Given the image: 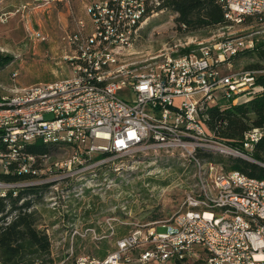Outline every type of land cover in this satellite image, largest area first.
Segmentation results:
<instances>
[{
    "label": "built area",
    "instance_id": "obj_1",
    "mask_svg": "<svg viewBox=\"0 0 264 264\" xmlns=\"http://www.w3.org/2000/svg\"><path fill=\"white\" fill-rule=\"evenodd\" d=\"M33 1L61 2L72 10L71 0ZM80 1L82 14L76 17L70 11L72 26L60 37L61 54L55 59L56 65L68 67L70 75L21 90L11 88V94L0 96V143L4 146L0 172L30 174L23 181L0 179V196L9 191L15 195L18 187L27 185L47 183L50 189L61 181L36 180L45 176L43 170L53 155L21 152L25 143L36 140L70 152L59 163L66 178L106 163V152H180L193 166V182L174 215L175 229L135 230L117 239L103 258L80 255L74 264H126L128 252L136 246H142L141 263L264 264V178L227 171L210 159L219 154L253 158L215 138L206 126L208 106L242 103L260 89L254 84L258 70L223 67L226 56L252 48L253 39L239 36L212 45L187 46L183 53L142 54L134 46L158 0ZM217 1L228 21L264 17V0ZM24 7L0 13V22ZM28 36L39 41L48 38L33 29ZM16 75L14 70L12 76ZM46 113L52 116L47 118ZM262 134L264 127L246 131L243 149L251 151ZM50 200L54 207L56 198Z\"/></svg>",
    "mask_w": 264,
    "mask_h": 264
},
{
    "label": "rangeland",
    "instance_id": "obj_2",
    "mask_svg": "<svg viewBox=\"0 0 264 264\" xmlns=\"http://www.w3.org/2000/svg\"><path fill=\"white\" fill-rule=\"evenodd\" d=\"M158 6L140 27V37L134 46L136 51L147 55L162 51L173 54L187 46L212 45L217 41L241 36L243 40L252 38L254 46L241 48L235 55L226 56L223 67L231 71H243L261 70L258 66H264V21L253 17L240 22L229 21L230 24L225 26L186 29L175 23L177 13L170 8ZM14 9L8 5L0 8V13ZM76 10V7H72L70 11ZM25 15L26 10L21 9L15 14L11 13L5 22H0V44L6 50L3 52L10 56L11 61L17 58V62H24H8L2 64L1 68L16 70L17 77L22 74V66L27 67L30 63L35 68L42 65L55 67V57L51 59V54L45 50L55 45L56 36L53 33L51 35L50 31L47 40L30 39L25 26L31 24L36 29L37 23L24 19ZM74 15L77 17L81 13ZM64 17L65 21L71 22L73 16L64 14ZM56 20V16L51 17L50 28L57 26ZM25 72L34 81L52 80L55 77L50 70L45 71L42 67ZM7 77L9 81V74H6ZM8 85L16 87L18 83L10 81ZM51 116L50 113L45 114L47 118ZM52 153V158L43 170L45 176L36 180L58 178L55 181H61L50 187L52 190L46 189L48 194H44L36 210L40 213V227L49 236L50 256L54 264L60 260H64V264H74L75 258L80 255L102 258L115 248L117 239L135 230L144 233L150 226L159 232L175 229L174 215L180 208L185 190L193 182V166L184 154H108L106 163L66 178L67 172L59 167V163H63L70 152L54 150ZM228 157L236 156L219 154L211 155L210 159ZM52 162H57L58 166L51 165ZM53 170L60 173L53 174ZM53 196L57 201L54 207L50 200ZM86 228L91 230L86 231ZM74 230L78 233H74ZM141 250L142 246L132 248L128 252L127 264H151L137 260ZM187 264L197 263L189 261Z\"/></svg>",
    "mask_w": 264,
    "mask_h": 264
},
{
    "label": "trees",
    "instance_id": "obj_3",
    "mask_svg": "<svg viewBox=\"0 0 264 264\" xmlns=\"http://www.w3.org/2000/svg\"><path fill=\"white\" fill-rule=\"evenodd\" d=\"M162 7L177 13L174 21L178 27L197 29L230 24L224 16L222 4L217 0H161L158 8ZM253 17L264 21V17L258 15L246 16L244 20ZM188 50L189 47H185L180 52ZM9 59L10 56L0 54V66ZM258 67L261 70L254 73V84L260 89L242 103L229 104L223 108L208 106L206 126L214 133L215 138L243 150L254 159L250 161L236 156L216 160L222 162L225 170H237L251 177L264 178V166L259 164L264 163V134L254 143L251 151L247 152L242 147L246 131L264 127V66ZM0 148L4 149L2 143ZM54 149L53 145L36 140L25 143L21 152L47 155ZM108 154L110 153L106 152L103 156ZM29 177L30 174L24 172H0V179L6 181H23ZM48 187L47 183L27 185L18 187L15 195L9 191L0 196V264H54L50 256L49 236L40 227V213L36 210Z\"/></svg>",
    "mask_w": 264,
    "mask_h": 264
},
{
    "label": "crops",
    "instance_id": "obj_4",
    "mask_svg": "<svg viewBox=\"0 0 264 264\" xmlns=\"http://www.w3.org/2000/svg\"><path fill=\"white\" fill-rule=\"evenodd\" d=\"M8 5L11 6V8H17V7L25 6L24 10H26V15H25L24 19L28 18L27 20L30 19L33 23H35V22L37 23L36 29L33 28L34 26H31V24L26 25L25 26L26 31L29 32L32 29L42 31V32L48 34L47 39H49L50 31H51V35L53 33L56 36L55 45L48 47L45 50V52H47V54H51V56H52L51 59L53 57H55V59H58L60 57L59 56L61 54V51L59 50V47L61 46L60 37L64 34V32L67 28L72 26V20H71V22L65 21L66 19L64 17V14L72 15V14H75L77 12L82 14V4H81L80 0H71V6L77 8L76 12L73 11L72 14L70 12V9L67 8V6L61 2L41 5L38 2H34L33 0H0V8L6 7ZM23 16H24V14H23ZM52 16H56V18H57L56 21L58 22L57 26L55 25L54 29L52 27L50 28V25H51L50 21H51ZM3 51H6V50L4 48H2L1 44H0V54L7 55V54H5L6 52H3ZM16 59L17 58L12 59L13 61H11L9 59L10 61H7L6 64L8 62L11 64H12V62L13 63L17 62ZM17 63L23 64L24 62L22 61V62H17ZM39 63H41V62H39ZM33 65H34L33 63H30L27 67L22 66L23 71H22V74L20 75V77H17L18 72H17V75L15 77H12V72L14 71V69L9 70V68H7V67L2 69L1 68L2 66H0V69H2V70H0V96L11 94V92H10L11 88H14V90H21V89L26 88V87L34 84V83L56 82V81H59V80L66 78L70 75V70L68 69L67 66L56 65L55 61H53V65L55 67H52V66L48 67L46 65H42V66L35 68ZM41 67L44 68L45 71L50 70L52 75L55 74V77L52 80L34 81L33 79H30L28 77V74L25 72V70H29V69L30 70H32V69L39 70ZM56 68H58V69H56ZM6 74H9V79H10L9 81H8V77L6 78ZM10 81H14V82L18 83V86L9 87L8 84ZM104 256H102V258ZM151 264H153V263H151Z\"/></svg>",
    "mask_w": 264,
    "mask_h": 264
},
{
    "label": "water",
    "instance_id": "obj_5",
    "mask_svg": "<svg viewBox=\"0 0 264 264\" xmlns=\"http://www.w3.org/2000/svg\"><path fill=\"white\" fill-rule=\"evenodd\" d=\"M247 160H249V159H247ZM250 161H254V159H252ZM259 164L262 165V166H264V163H259Z\"/></svg>",
    "mask_w": 264,
    "mask_h": 264
}]
</instances>
